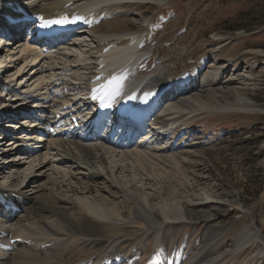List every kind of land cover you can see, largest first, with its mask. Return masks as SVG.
<instances>
[{"label":"bare ground","instance_id":"1","mask_svg":"<svg viewBox=\"0 0 264 264\" xmlns=\"http://www.w3.org/2000/svg\"><path fill=\"white\" fill-rule=\"evenodd\" d=\"M159 1L0 0V124L23 128L4 137L0 132V264H220L230 251L258 242L260 256L250 264H264L256 223L226 244L219 238L229 234L231 223L207 224L199 247L195 234L184 245L176 240L184 232L174 230L175 223H192L195 215L212 220L205 206L217 205L191 202L173 182L182 170V118L204 110L251 109L252 100L242 96L243 88H216L227 67L216 66L215 54L209 55L214 63L206 76L188 70L170 84L160 74L140 75L147 51L136 18L146 15L138 4ZM123 7L135 10L115 11ZM73 16L84 21L38 26L40 17ZM126 48L133 50L126 79L149 94L144 116L151 125L139 139L108 132L118 120L111 113L100 128L96 117L81 115L76 101L80 95L98 101L102 61ZM230 93L236 99L222 103ZM26 121L33 127L22 125ZM166 138L170 144H162ZM149 178L159 185L157 193H139L136 183ZM152 241L159 247L151 255Z\"/></svg>","mask_w":264,"mask_h":264},{"label":"rangeland","instance_id":"2","mask_svg":"<svg viewBox=\"0 0 264 264\" xmlns=\"http://www.w3.org/2000/svg\"><path fill=\"white\" fill-rule=\"evenodd\" d=\"M138 8L146 15L136 18L142 23L138 27L140 43L147 51L143 64L139 65L140 75L156 73L169 82L188 70H197V78L206 76L208 67L214 63L209 55L215 54L216 66L227 67L222 73L223 83L219 82L216 88H243L242 96L252 100L251 109L204 110L182 118L187 120L186 128L178 130V134H183L182 170L173 182L178 193L188 195L191 202L209 200L217 205L205 206L214 213L212 220L195 215L192 223H175L173 229L184 232L183 239L178 236L176 240L184 245L195 234L199 247L207 224L231 223L229 234L219 238V242L226 244L239 230L256 223L259 240L264 245V0H161L154 4L140 3ZM230 79L236 83L225 86L224 82ZM2 93L0 98L4 97ZM235 99L236 94L230 93L220 100L227 103ZM166 106L168 103H164ZM156 186L159 185L151 179L136 183L139 193L150 195L157 193ZM251 246L230 251L220 264L256 261L260 243ZM155 247L159 245L152 241L151 255Z\"/></svg>","mask_w":264,"mask_h":264},{"label":"snow or ice","instance_id":"3","mask_svg":"<svg viewBox=\"0 0 264 264\" xmlns=\"http://www.w3.org/2000/svg\"><path fill=\"white\" fill-rule=\"evenodd\" d=\"M41 20V23L38 25L41 28H49L52 25H65L68 23H78L81 21H84V17L83 16H73L71 19L67 18V17H61L58 19H49V20H44L43 17L38 18ZM123 80L124 77L123 76H113L109 81L108 84L109 85H114L113 89H112V96H118L120 94V92L122 91V86H123ZM149 94L146 93L145 94V98L148 96ZM135 96H130L128 97V99H134ZM103 104V101H102Z\"/></svg>","mask_w":264,"mask_h":264}]
</instances>
